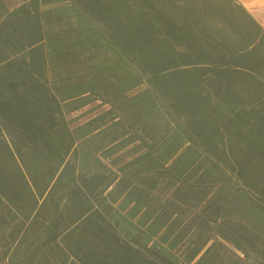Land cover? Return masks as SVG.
Here are the masks:
<instances>
[{
    "label": "trees",
    "instance_id": "16d2710c",
    "mask_svg": "<svg viewBox=\"0 0 264 264\" xmlns=\"http://www.w3.org/2000/svg\"><path fill=\"white\" fill-rule=\"evenodd\" d=\"M91 104L71 129L66 112ZM249 249L264 264V28L249 11L0 0V264H246Z\"/></svg>",
    "mask_w": 264,
    "mask_h": 264
},
{
    "label": "rangeland",
    "instance_id": "374dc122",
    "mask_svg": "<svg viewBox=\"0 0 264 264\" xmlns=\"http://www.w3.org/2000/svg\"><path fill=\"white\" fill-rule=\"evenodd\" d=\"M1 1L8 9H12L23 2V0H1ZM138 89L139 88H137L136 90ZM100 110L101 108H98L96 104H91L77 111L66 112L65 116H66V119H67V122L70 128L75 129L77 126L84 123L87 119L96 115ZM228 249L230 251H235V253L243 257V255L240 254V252L234 250L232 246L228 245ZM245 263L246 264H256V254L253 251H250V249L248 250V258L246 259Z\"/></svg>",
    "mask_w": 264,
    "mask_h": 264
},
{
    "label": "crops",
    "instance_id": "0c3cea01",
    "mask_svg": "<svg viewBox=\"0 0 264 264\" xmlns=\"http://www.w3.org/2000/svg\"><path fill=\"white\" fill-rule=\"evenodd\" d=\"M264 28V0H238Z\"/></svg>",
    "mask_w": 264,
    "mask_h": 264
}]
</instances>
